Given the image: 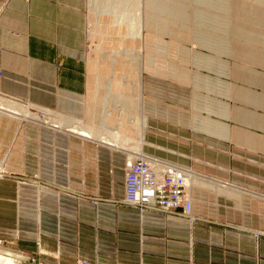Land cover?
I'll list each match as a JSON object with an SVG mask.
<instances>
[{
	"label": "crops",
	"instance_id": "crops-1",
	"mask_svg": "<svg viewBox=\"0 0 264 264\" xmlns=\"http://www.w3.org/2000/svg\"><path fill=\"white\" fill-rule=\"evenodd\" d=\"M87 5L0 0V93L59 123L0 110V264H264V69L215 63L189 111L147 86L139 150L84 137L71 128L92 130ZM145 152L187 171L190 216L123 203L126 165Z\"/></svg>",
	"mask_w": 264,
	"mask_h": 264
},
{
	"label": "rangeland",
	"instance_id": "rangeland-1",
	"mask_svg": "<svg viewBox=\"0 0 264 264\" xmlns=\"http://www.w3.org/2000/svg\"><path fill=\"white\" fill-rule=\"evenodd\" d=\"M87 13L90 131L93 139L114 140L124 150L133 142L140 149L142 137L130 134L128 124L120 122L124 111L139 110L144 130L147 86L155 96L162 95L164 87L172 111H189L200 87L196 74L208 77L215 63L264 69V0H88ZM186 50L192 55L189 67L185 59L191 56L182 55ZM148 63L168 76L152 75L146 71ZM187 72L189 80L179 78ZM0 104L15 109L12 117L57 124L50 108L2 93ZM73 127L87 130L81 124ZM178 138L172 136V141Z\"/></svg>",
	"mask_w": 264,
	"mask_h": 264
},
{
	"label": "built area",
	"instance_id": "built-area-1",
	"mask_svg": "<svg viewBox=\"0 0 264 264\" xmlns=\"http://www.w3.org/2000/svg\"><path fill=\"white\" fill-rule=\"evenodd\" d=\"M123 203L136 208L140 215L155 212L190 216L192 200L187 192L185 170L159 157L135 155L125 168ZM28 259L31 264H50L36 257Z\"/></svg>",
	"mask_w": 264,
	"mask_h": 264
},
{
	"label": "bare ground",
	"instance_id": "bare-ground-1",
	"mask_svg": "<svg viewBox=\"0 0 264 264\" xmlns=\"http://www.w3.org/2000/svg\"><path fill=\"white\" fill-rule=\"evenodd\" d=\"M135 64H136V62H135ZM136 67H137V65H135ZM135 68V67H134ZM138 68H139V66H138ZM140 69V68H139ZM135 71H138V70H136L135 69ZM139 72H140V70H139ZM139 72H137V73H139ZM138 75V74H137ZM140 75V74H139ZM138 78H136V79H139V76H137ZM139 82V81H138ZM125 93V92H124ZM123 93V94H124ZM121 95V94H120ZM120 97V96H119ZM20 102V101H19ZM111 103V102H110ZM115 103V102H114ZM113 105V104H112ZM8 106V105H7ZM3 107V108H2ZM4 107H6L5 105H2V104H0V110H4L5 112H3V113H5V114H7V115H10V116H13V113L14 112H12V111H14L15 109L14 108H12V107H10V106H8L7 108H4ZM125 110V109H124ZM124 110H122V111H124ZM129 112V113H128ZM128 112H123L124 114H123V116H122V120H121V122L120 123H123V122H126L128 125H126V127H128V128H126L128 131H129V133L131 134V133H135V134H137L138 136H140V137H142V133H143V127H142V120H141V115H140V112H139V110H137V114L135 113L136 112V110H134V112L132 113V112H130V111H128ZM127 119H128V121H127ZM57 124H50V125H52L53 127H57L58 125H59V123L58 122H56ZM144 124V123H143ZM120 127V126H119ZM122 128L123 129H125V127H124V125H122ZM71 129H73V131H75V132H77V133H80V135H82V136H84V137H87V138H92L93 139V134L90 132V131H88V130H85V129H83V128H80V127H73V128H71ZM128 133V134H129ZM111 138V137H110ZM100 142H103V143H105V144H107V145H110V146H115V147H117L118 146V144H117V142H115L114 140H111V139H108V138H105V137H103L102 138V140H99ZM130 162V161H129ZM128 162V163H129ZM185 170V169H184ZM186 173H187V171L185 170V175H186ZM187 182H188V178H187V176H186V184H187ZM188 188V187H187Z\"/></svg>",
	"mask_w": 264,
	"mask_h": 264
}]
</instances>
